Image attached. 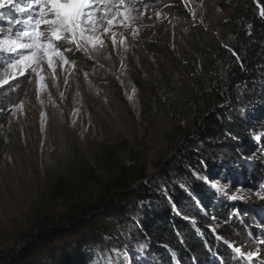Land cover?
I'll return each instance as SVG.
<instances>
[{"label":"trees","instance_id":"16d2710c","mask_svg":"<svg viewBox=\"0 0 264 264\" xmlns=\"http://www.w3.org/2000/svg\"><path fill=\"white\" fill-rule=\"evenodd\" d=\"M231 7L224 33L195 45L176 103L152 85L156 103L190 122L171 159L149 174L146 153L126 140L79 158L33 204L27 227L0 244V264H234L228 245L262 233L264 0ZM6 127L0 111V159Z\"/></svg>","mask_w":264,"mask_h":264},{"label":"rangeland","instance_id":"374dc122","mask_svg":"<svg viewBox=\"0 0 264 264\" xmlns=\"http://www.w3.org/2000/svg\"><path fill=\"white\" fill-rule=\"evenodd\" d=\"M232 1L125 0L118 15L101 4L95 15L103 22L77 37L78 43L55 41L62 55L50 53L51 66L45 57L27 68L9 67L19 55L0 52V80L8 81L0 86V111L9 137L0 159V244L27 227L33 204L57 175L103 146L124 140L135 145L148 157L149 174L171 159L177 130L190 122L170 112L166 100L156 103L152 85L162 84L176 103L180 82L190 77L195 45L224 33L221 22L231 16ZM0 12V37L15 39L26 27L15 21L26 14ZM254 196L262 203L257 225L263 234L252 232L228 245L234 264H264V194Z\"/></svg>","mask_w":264,"mask_h":264},{"label":"snow or ice","instance_id":"6c2138e0","mask_svg":"<svg viewBox=\"0 0 264 264\" xmlns=\"http://www.w3.org/2000/svg\"><path fill=\"white\" fill-rule=\"evenodd\" d=\"M124 3L125 0H115V3L113 0H0V9L26 14L25 20L15 21L17 25L23 23L26 26L16 33L15 39L0 37V52L19 55V59L8 63L9 67L23 64L27 68L32 63L39 64L45 57L51 66L50 53L62 55L61 49L55 46V41L71 38L73 42H77V37L83 39L86 32L94 31L97 23L103 22L95 15L100 11L99 5H105V11H109L111 5L117 9L118 15L119 5ZM0 15L5 13L0 12ZM260 15L264 17V7L260 9ZM12 23L9 21L10 25ZM107 23L111 24L112 20ZM3 31L0 29V33ZM8 31H12L11 27ZM6 83L7 80H0V86ZM236 251L239 253L240 249Z\"/></svg>","mask_w":264,"mask_h":264}]
</instances>
